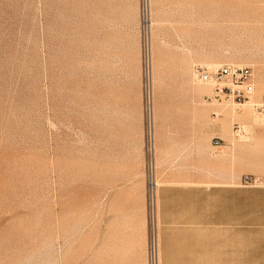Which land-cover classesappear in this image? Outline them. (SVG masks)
<instances>
[{"label": "rangeland", "instance_id": "1", "mask_svg": "<svg viewBox=\"0 0 264 264\" xmlns=\"http://www.w3.org/2000/svg\"><path fill=\"white\" fill-rule=\"evenodd\" d=\"M229 65L252 69L244 98L196 76ZM187 85L206 87L224 160L264 184V0H0V264H101L82 261L87 231L101 233L115 161L135 175L139 111L150 231L153 108L186 110Z\"/></svg>", "mask_w": 264, "mask_h": 264}, {"label": "crops", "instance_id": "2", "mask_svg": "<svg viewBox=\"0 0 264 264\" xmlns=\"http://www.w3.org/2000/svg\"><path fill=\"white\" fill-rule=\"evenodd\" d=\"M181 87L191 94L186 110L159 100V116L154 108L152 116L160 264H264V184H246L244 173L224 160L232 151L218 149L225 142L215 136L221 128L203 125L207 95L195 85ZM137 122L140 163L129 177L119 160L111 166L101 233L88 229L85 263L148 264L145 111Z\"/></svg>", "mask_w": 264, "mask_h": 264}, {"label": "built area", "instance_id": "3", "mask_svg": "<svg viewBox=\"0 0 264 264\" xmlns=\"http://www.w3.org/2000/svg\"><path fill=\"white\" fill-rule=\"evenodd\" d=\"M197 76L203 82L214 81L217 83L228 80L231 85H217L215 88L216 93L227 94L234 98H244L246 94L252 93L254 86L252 83L253 72L247 66H222L214 71L206 70L202 67L197 68ZM149 104V101H148ZM150 108V106H149ZM235 132L242 131V125L239 123L234 124ZM222 138L216 137L214 144L220 146ZM246 184H252L253 180L250 176L246 175L244 178ZM156 182L150 181V195L148 198L149 218L151 221L150 226V242H149V264H159V248L157 239V221H156Z\"/></svg>", "mask_w": 264, "mask_h": 264}, {"label": "bare ground", "instance_id": "4", "mask_svg": "<svg viewBox=\"0 0 264 264\" xmlns=\"http://www.w3.org/2000/svg\"><path fill=\"white\" fill-rule=\"evenodd\" d=\"M149 19H150V18H149ZM151 19H152V17H151ZM153 20H154V19H153ZM149 21H150V20H149ZM151 22H152V20H151ZM153 22H154V21H153ZM155 22H156V21H155ZM150 26H151V25H150ZM151 27H152V26H151ZM196 74H197V73H196ZM196 76H197V75H196ZM206 83H207V82H206ZM199 85L207 86V85H205V84H199ZM204 86H202V89H200V90L204 91L205 88H206V87H204ZM206 101H207V100H206ZM236 104H237V103H236ZM238 104H240L242 107L245 108V107H247V106H251V105H253V104H254V101L250 100V101H246L245 103H238ZM241 106H240V107H241ZM244 108H243V110H244ZM230 109H231V111L228 112V113H232L233 115H234L235 112H239V111H240V110L237 111V110H238L237 108H234V109H237V110H235V111H234L232 108H230ZM230 109H227V110H230ZM239 109H240V108H239ZM241 109H242V108H241ZM243 110H242V111H243ZM247 110H248V109H247ZM247 110H246V111H247ZM248 111H249V110H248ZM226 112H227V111H226ZM244 112H245V110H244ZM244 112H243L242 114H244ZM245 114H246V113H245ZM248 114H249V112H248ZM226 115H227V113H226ZM152 116H154V115L152 114ZM152 116H151V118H152ZM225 117H226V116H225ZM234 118H235V117H234ZM253 118H254V117H253ZM258 118H259V117H258ZM250 119H251V117H250ZM254 119H255V118H254ZM254 119H253V120H254ZM247 120H248V119H247ZM255 120H256V119H255ZM232 121H233V120H232ZM254 122H255V121H254ZM258 122H259V121H258ZM258 122H257V123H258ZM262 122H263V121H262ZM236 134H238V133H236ZM232 144H233V143H232Z\"/></svg>", "mask_w": 264, "mask_h": 264}]
</instances>
